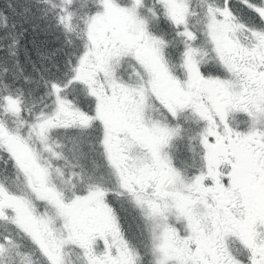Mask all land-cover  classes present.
I'll use <instances>...</instances> for the list:
<instances>
[{"label":"snow or ice","instance_id":"snow-or-ice-1","mask_svg":"<svg viewBox=\"0 0 264 264\" xmlns=\"http://www.w3.org/2000/svg\"><path fill=\"white\" fill-rule=\"evenodd\" d=\"M0 264H264V0H0Z\"/></svg>","mask_w":264,"mask_h":264}]
</instances>
